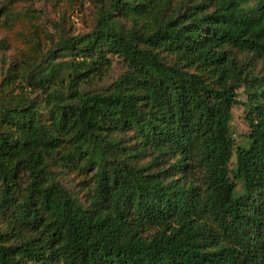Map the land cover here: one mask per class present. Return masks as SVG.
I'll return each mask as SVG.
<instances>
[{"label":"trees","instance_id":"16d2710c","mask_svg":"<svg viewBox=\"0 0 264 264\" xmlns=\"http://www.w3.org/2000/svg\"><path fill=\"white\" fill-rule=\"evenodd\" d=\"M18 75L42 98L0 82V264H264V0H99Z\"/></svg>","mask_w":264,"mask_h":264},{"label":"rangeland","instance_id":"374dc122","mask_svg":"<svg viewBox=\"0 0 264 264\" xmlns=\"http://www.w3.org/2000/svg\"><path fill=\"white\" fill-rule=\"evenodd\" d=\"M98 6L99 0H0V82L9 68L14 69L17 72L13 83L14 92L17 93L22 88L26 96L39 102L42 98L41 91L28 88L18 74L34 69L39 62L42 63L47 54L55 49L60 39L91 31L95 26ZM121 72L119 61L113 59L112 68L106 77L95 83L91 89L97 91L106 88ZM237 99L244 101L241 90L238 91ZM232 117L230 131L235 152L237 147L246 145L249 128L241 107L235 106L232 109ZM129 135L125 134L123 138L129 141ZM148 159H142L141 163ZM234 167L233 155L229 168ZM52 169L57 172V181L73 193L80 194L82 184L89 182L90 175L80 169L69 171ZM20 178L22 186L25 175L21 173ZM237 190L240 191L239 186ZM6 221L0 217V229L4 227Z\"/></svg>","mask_w":264,"mask_h":264}]
</instances>
